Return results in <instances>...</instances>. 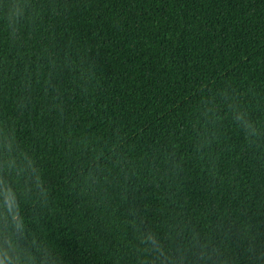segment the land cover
Returning <instances> with one entry per match:
<instances>
[{"label": "trees", "instance_id": "trees-1", "mask_svg": "<svg viewBox=\"0 0 264 264\" xmlns=\"http://www.w3.org/2000/svg\"><path fill=\"white\" fill-rule=\"evenodd\" d=\"M0 261L264 264V0H0Z\"/></svg>", "mask_w": 264, "mask_h": 264}, {"label": "clouds", "instance_id": "clouds-1", "mask_svg": "<svg viewBox=\"0 0 264 264\" xmlns=\"http://www.w3.org/2000/svg\"><path fill=\"white\" fill-rule=\"evenodd\" d=\"M0 264H4V262L3 261H0Z\"/></svg>", "mask_w": 264, "mask_h": 264}]
</instances>
